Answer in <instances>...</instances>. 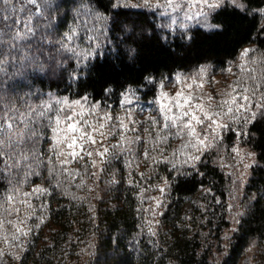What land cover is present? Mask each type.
Here are the masks:
<instances>
[{
    "label": "snow or ice",
    "instance_id": "snow-or-ice-1",
    "mask_svg": "<svg viewBox=\"0 0 264 264\" xmlns=\"http://www.w3.org/2000/svg\"><path fill=\"white\" fill-rule=\"evenodd\" d=\"M226 3H231L234 9L248 11L247 5L237 3V0H141L139 4H132L131 0H109L108 7L113 10L121 7L163 9L162 15L169 22L161 27L174 30L178 26L190 40L188 22L193 19H202L206 29L223 31L225 26L222 22L209 23L208 20L210 16L213 19L219 16L217 10L222 11ZM106 11L95 8L93 0H79L72 22L61 31L63 18L59 17L57 0H0V181L6 183L0 208L9 205L11 212H18L19 209L13 205L19 201L26 205L27 210H32L34 205L28 201V197L50 198L58 192L69 199V181L73 178L79 179V183L71 186L91 191L100 180V175L93 171L99 165V172L108 176L105 182H126L137 190L141 201L138 213L144 221L143 212H151L155 217L159 209L165 207L164 199L173 179L180 180L191 173L204 174L199 172L198 165L211 149L222 143L226 129L232 131L233 125L242 124L243 130L239 126L235 130L242 138L249 134L248 125L254 124L257 116L264 117V68L259 73L255 68L245 71V64L240 65L241 74L236 86L225 93V98L219 103L214 102L212 95H195V90L203 87V77L207 75L206 67L199 65L191 75L177 72L174 77L169 73L165 78L160 74L158 79L154 74L147 73L134 82L136 87L129 84L125 88L121 85L123 91L119 93H114L110 85L102 87L100 94L105 100L113 94L118 95L117 105L125 109L123 115L114 112L103 101L93 100L85 107L89 100L87 95L70 101L68 96L51 91L45 94L34 86L29 72H43L45 58L52 60L53 53L57 56L68 53V59L87 66L86 62L97 54L102 44L101 37L105 36L100 22L107 19ZM177 13H182L183 19ZM259 13L264 15V8L259 9ZM137 27L141 28L142 36L144 26L128 16L127 23L119 29L128 33L124 38L128 45L126 55L132 60L139 57ZM82 32L86 44L77 42L81 40ZM252 53H257V49L244 48L240 53L241 61L247 63ZM64 62L59 61L61 64ZM252 63L264 65V52H259ZM228 70L231 71V68ZM71 75L77 76V70L73 69ZM166 80L169 83L175 80L180 86L174 95L165 91ZM148 85H151L154 94L159 93L156 99L162 119L150 115L147 122L149 127H143L139 121L131 118L133 113L125 105L131 103L133 98L138 100L140 87ZM141 130L146 135H142ZM46 137L50 141L47 147L44 146ZM170 137L182 142L180 160L176 159V151L168 154V149L162 146ZM105 140L110 141L106 146ZM232 150L239 156V148L233 147ZM97 156L99 160L95 158ZM246 156L253 157L255 153L247 152ZM121 157L127 165L126 179L124 175L118 176L121 170L113 168L107 171L111 162ZM141 157L146 162L151 161L153 170L160 163L171 169L167 176L160 178V183L149 185L160 193L159 198L148 197L154 201L155 211L143 208L147 189L139 184L135 174V168L139 166L135 161ZM73 163L78 167L70 168ZM248 167L250 164H244L245 169ZM138 175L140 179H147L144 173ZM82 177L92 179L93 183L87 184ZM29 187L30 191L25 190ZM204 191L210 193L211 189ZM235 198L233 195L232 199ZM70 199L82 202L84 198L72 193ZM233 207L231 203L228 204L229 212ZM41 208L49 210L50 203L48 208L44 205ZM31 215L36 214L31 211ZM244 215V212L237 211L234 217L230 216L234 225L230 231L238 230L236 225H240L241 220L237 217ZM27 218L26 213L25 220ZM36 219L42 221L43 217L37 216ZM21 223L16 221L17 227L9 242V247L16 250L8 253L0 251V256L7 254L21 260L20 250L24 248L21 236H28L33 230L31 225L20 227ZM153 224H159V221L153 219L142 223L141 231L147 228L149 236H155ZM39 226V223L35 224V227ZM223 239L230 240L227 231Z\"/></svg>",
    "mask_w": 264,
    "mask_h": 264
},
{
    "label": "trees",
    "instance_id": "trees-1",
    "mask_svg": "<svg viewBox=\"0 0 264 264\" xmlns=\"http://www.w3.org/2000/svg\"><path fill=\"white\" fill-rule=\"evenodd\" d=\"M75 2L79 4V0H57L59 17L63 18L61 31L73 20L71 10ZM242 2L247 5L248 11L224 5L222 11L217 10L219 16L212 17L213 23L224 24L223 31L193 27L189 30V40L183 34L169 36L163 33L151 12L129 7L113 10L108 7L109 0H93L95 8L101 11L107 9V19L100 22L105 29L101 47L86 62L87 66L68 59V53L63 56L53 53L52 60L45 58L43 72L30 71L29 76L33 85L45 94L51 91L70 99L87 95L91 101L117 104L118 95L113 94L105 100L100 94L102 87L110 85L114 93H119L123 91L121 85L136 87L134 82L147 73L159 79L160 74L167 78L169 73H188L197 69L198 65L226 67L237 59L244 48H264V23L258 12L264 8V0ZM128 16L144 26L142 36L141 28L136 29V39L140 41L136 60L126 55L128 45L124 38L128 33L119 30L127 23ZM78 43H83L82 39ZM60 60L65 62L61 64ZM73 69L77 70V76L71 75ZM139 96L142 100L151 99L154 96L151 85L141 86ZM248 132V144L256 155L258 165L252 169L245 194L255 199H249L238 230L232 233L226 251L218 260L212 257L214 244H205V240L214 234L212 240H219L227 226L225 214L219 211V206L227 197V181L211 158H203L198 165L203 175L191 173L171 181L166 208L158 218L159 224L152 225L155 236H149L147 228L141 231V224L147 222L142 221L138 213L141 201L137 190L126 182H105L108 180L106 174H101L91 191L76 189L71 185L78 184L79 180H70L69 199L59 192L50 198L30 196L27 199L34 209L27 210L26 205L16 201L13 206L19 209L18 212H11L10 206L5 205L0 208V251L8 253L16 250L9 247L10 237L16 230L13 221H22L21 227L31 225L33 230L30 235L21 236L24 241V248L20 250L21 260L5 254L0 256V264H241L246 250L253 243L262 248L258 252L259 262H264V199H261L264 196V117L258 116L254 124L250 123ZM48 143L46 137L44 146L47 147ZM69 167L75 169L78 166L74 163ZM113 168L121 170L118 176L127 178V166L123 163L113 160L107 171ZM170 170L163 163L156 165L155 170L152 164L138 173L135 168L139 184L147 189L144 196L154 191L149 185H155L160 176H167ZM139 173H144L147 179H140ZM206 188L211 189V195L206 200L208 205L205 210L185 209L186 203ZM5 189L6 183L0 181V200H3ZM25 190L30 191V187ZM72 193L83 197V201H71ZM49 203V210L41 208V205L48 208ZM209 209L214 210L211 212ZM31 211L36 215H31ZM26 213L28 218L23 221ZM37 216H42L43 220H37ZM214 221L218 228L211 231ZM36 223L40 224L38 228Z\"/></svg>",
    "mask_w": 264,
    "mask_h": 264
},
{
    "label": "rangeland",
    "instance_id": "rangeland-1",
    "mask_svg": "<svg viewBox=\"0 0 264 264\" xmlns=\"http://www.w3.org/2000/svg\"><path fill=\"white\" fill-rule=\"evenodd\" d=\"M131 3L132 4H139V3H141V0H131ZM237 3H243V2H242V0H237ZM225 5L232 6L231 3H226ZM78 7H79V4L77 2H75L74 8H73L74 10L73 9L71 10L73 16L75 15V9H77ZM129 8L143 9V10H146L148 12L155 13L154 15L156 17L158 28L163 33H165L166 35L172 36L175 34H183V29H180L178 26L176 28H174V30H169L165 27H161V25L169 22L168 18L166 16L162 15L163 9L155 10V9H148V8H142V7L141 8L129 7ZM193 11H195V9H193ZM169 12L171 13V9H169ZM258 12H259V10H258ZM177 15H179L180 18L183 19L182 13H177ZM260 16L262 18V22L264 23V15L260 14ZM208 22L213 23L212 22V16L209 17ZM188 25H189V30L193 27H199V28H202L204 30L211 31V29H206L204 27V22L200 18L193 19V20L189 21ZM83 37H84V33L82 32L81 33V39H82L83 43L86 44L87 41L84 40ZM247 48L257 49L255 46H249ZM259 52H264V48L263 49H257V53H252L251 57L249 58L247 63H245L244 61H241L240 54H239V56L237 57V59L235 61L227 64L226 67H223V68L222 67H214V66H210V65H203L206 67L207 75L203 77V87L197 88L195 90V95H197V96H199L201 94H203L204 96L212 95L215 98L214 102L219 103L223 98H225V93L230 92L233 89V87L236 86V82L239 80L240 74H241V69H240L241 64H245V71H247L250 68H255L256 73H259L261 71V69L264 68V65H261L259 63H252V60L257 56V54ZM229 68H231V71L228 70ZM196 71H197V69L190 71L188 73H183V74L191 75L192 73H195ZM175 74L173 75V77L175 76ZM179 87L180 86L177 85L175 80H173L170 83L167 82V80H166L165 91H168L172 95H174L175 92L177 90H179ZM237 90L239 91V88H237ZM158 95H159V93L156 92L154 94V96L148 100H142L140 98V96H139L138 100L133 98L131 103L125 105V108L130 109L131 112L133 113V116L131 117L132 119L139 121L141 123V125H143V127H149V123H147V122H148V118L150 115L156 116L158 119H162L158 113L159 104H158V101L156 99V97ZM69 100L71 101L73 99L69 98ZM82 103H83V101H82ZM91 103H92V101L89 99L88 102L85 104V107H88ZM104 103L109 105V107L111 109H113L114 112H116L120 115L124 114L125 109L119 108L117 104H114L113 102H109V101H106ZM174 110L178 111L177 109H174ZM91 118L92 117H89V119H91ZM238 126L241 128V130H243L242 124L241 125H233L232 131H228L226 129L223 133L222 143H220V145L218 147L211 149L203 157L204 160H209L211 158L212 162L216 163L218 165V167L220 168V170L224 173V175L226 177V181H227V186H226L227 187V197H226L225 202L221 203V206H219V211L221 213L223 212L225 214V221L227 223L226 224L227 226H225L224 229L222 230V233L220 234L219 240H212V236L214 237L215 234L212 236L209 234L210 236L207 237V239L205 240V244L211 243V242L214 244V247L212 250V252H213L212 257L217 258V260L220 257V255L224 251H226V247H227V244L229 241V240L223 239L225 232L227 231L228 235L230 237L233 233L232 231H230V229L234 227L233 222L230 219V216L234 217L237 211H242L244 213L246 212V206H247V203L251 197H248L245 194V187H246V185H248V182L251 178L253 167L258 165V163L256 161V155L253 157H247L246 156L247 152H253V151L248 144V135L240 138L239 134L236 133L235 130ZM49 133H50V130H49ZM141 134L146 135L142 132V130H141ZM128 135H131V133H128ZM108 143H110V141H108V140L104 141L105 146ZM181 143L182 142L180 139H178L176 137H170L168 142L162 146L166 147L168 149V154H170L172 151H176L177 152L176 159L180 160L182 158ZM233 147L239 148V150H240L239 156L237 155L236 152H234L232 150ZM152 155H155V154L153 153ZM95 158L97 160L100 159L98 156ZM115 161L121 162V163H123L124 166H127L124 163L123 157L116 159ZM202 161H203V159H202ZM135 163H138V165H139L138 167H136L137 173H138L140 171H143L148 165H150L151 161L149 160L146 162L144 160V158L141 157L139 160L135 161ZM244 164H250V167L245 169ZM75 166H78V165L75 163ZM168 167L170 168V166H168ZM93 171H96L98 173V175L101 176V173L99 172V165L97 166V168L93 169ZM82 178L85 179L86 181H89V182H90V180H92V179H89L88 177H82ZM160 178H162V176H160ZM160 178L158 179V181H156V184L161 182ZM74 179H77V178H73V180ZM237 189H238V191H236ZM205 193L206 192L203 189L199 194H197V196L192 197L186 203L185 209H188L189 211L190 210L192 211L194 208L195 209L200 208V210H202V209L205 210L206 206L208 205V201L206 202V200L209 198V195H211V192L207 193L205 195V198H203V194H205ZM233 195L236 196L235 199H232ZM145 196H146V198L143 201V208L144 209H152L153 211H155L156 210L155 209V203H154V201L148 199V197L155 196V197L159 198L160 197L159 191L154 190L152 193L147 192L145 194ZM167 198H169V191H167L166 198L164 199L165 207L159 209V213H162L165 210L167 202H168ZM229 203L234 205V207L231 209V212H229V210H228V204ZM216 204L219 205L220 203L216 202ZM140 207H141V202H140ZM221 207H222V209H220ZM209 210L212 212L214 209H212V210L209 209ZM209 210H207V212ZM159 213L155 217H153L151 215V212L145 211V212H143V215L145 217V221L148 222V221H152L153 219L158 220V218L161 216V214H159ZM206 215H207V217H209L208 214H206ZM237 218L240 219L241 217H237ZM14 219H16V215L14 216ZM23 221H26V220L23 219ZM13 224H14V227H17L16 222L13 221ZM153 225L155 226V224H153ZM19 226L21 227V224ZM237 226L238 225H236V227ZM215 228H218V227L214 221L213 226L210 229H211V231H213ZM261 249L262 248L260 247L259 244H256V243L251 244V246L248 247V249L246 250L245 256H244L241 264H264V262H259L260 257H259L258 252H260ZM0 250H2V249H0Z\"/></svg>",
    "mask_w": 264,
    "mask_h": 264
},
{
    "label": "bare ground",
    "instance_id": "bare-ground-1",
    "mask_svg": "<svg viewBox=\"0 0 264 264\" xmlns=\"http://www.w3.org/2000/svg\"><path fill=\"white\" fill-rule=\"evenodd\" d=\"M241 156V155H240Z\"/></svg>",
    "mask_w": 264,
    "mask_h": 264
}]
</instances>
